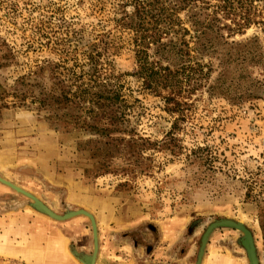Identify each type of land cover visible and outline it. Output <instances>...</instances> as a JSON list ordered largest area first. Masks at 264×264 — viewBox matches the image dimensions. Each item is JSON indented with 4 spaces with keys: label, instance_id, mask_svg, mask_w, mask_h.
Listing matches in <instances>:
<instances>
[{
    "label": "rangeland",
    "instance_id": "374dc122",
    "mask_svg": "<svg viewBox=\"0 0 264 264\" xmlns=\"http://www.w3.org/2000/svg\"><path fill=\"white\" fill-rule=\"evenodd\" d=\"M132 4L0 0V176L24 190L0 181V264H83L72 250L81 258L95 250L84 209L96 220L97 264H195L208 225L222 218L251 230L264 264V0L231 6V17L251 16L245 29L219 14L223 37L209 30V52L179 31L191 57L162 62L179 83L175 111L163 97L170 90L146 88L138 73L145 54L123 19ZM180 18L192 28L185 12ZM94 74L119 95L112 105L123 130L112 136L134 146L84 127L90 102L76 108L80 122H60L27 92L48 90L55 76L75 91ZM25 191L77 214L48 217ZM243 235L214 229L201 264H249Z\"/></svg>",
    "mask_w": 264,
    "mask_h": 264
},
{
    "label": "trees",
    "instance_id": "16d2710c",
    "mask_svg": "<svg viewBox=\"0 0 264 264\" xmlns=\"http://www.w3.org/2000/svg\"><path fill=\"white\" fill-rule=\"evenodd\" d=\"M239 0H133V10L126 12L123 19L125 24L137 32L136 39L139 38L138 46H141V52L145 58L140 63L139 75L143 78V83L146 88L158 90L160 88L169 89L167 95H164L165 102L170 106L169 110L175 111L172 105H180L181 101L177 97L175 88L179 84L176 79V72L172 69L171 63L186 61L191 57L189 42L184 37L180 38V30L184 35L190 34V37L195 41L198 49H202L201 53L211 51L212 47L205 42L211 30L212 37L220 39L221 26L218 22L221 21L219 14L224 16H232L231 6ZM209 9H212L210 12ZM185 12L191 29L181 26L182 19L180 13ZM126 16V17H125ZM237 28L245 29L249 27L251 16L245 15L243 19L238 20L236 17H231ZM264 23V21H262ZM217 24V25H216ZM229 28H232L230 25ZM238 29V30H242ZM192 31V32H191ZM154 45V55L158 58L155 62H150L147 58V48ZM89 62L92 64V70H97L96 56L90 53ZM164 61H170V64L165 66ZM200 65V64H199ZM94 73V72H91ZM76 82V79L75 81ZM36 83H30L31 87L36 86ZM76 85V83H75ZM73 91L72 84H67L61 77L55 76V81L48 90L40 91L37 94L33 88L28 89L31 93L32 102L38 103L40 109H46L53 112L52 118L57 120L68 117L69 122H80L78 113L75 112L80 102H90L92 105L89 109V118L85 116L82 120L84 127L90 128L101 136L110 137V141L117 146L120 141H124L127 146H134L137 140H125L118 136H112L114 133L122 132L119 112L113 109V103L119 100V95L112 88L111 83L106 79L101 80L98 74L91 75L90 83L81 81ZM215 86H212V89ZM20 97V101L25 102L23 92L15 94ZM5 104V103H4ZM25 104V103H24ZM8 106V105H4ZM65 107L70 108L69 112L59 111ZM144 142H150L148 139H140Z\"/></svg>",
    "mask_w": 264,
    "mask_h": 264
},
{
    "label": "bare ground",
    "instance_id": "6f19581e",
    "mask_svg": "<svg viewBox=\"0 0 264 264\" xmlns=\"http://www.w3.org/2000/svg\"><path fill=\"white\" fill-rule=\"evenodd\" d=\"M0 181L7 182L12 187L17 188V190H19V191H24L21 187L14 185L13 183H11L10 181L6 180L5 178H3L1 176H0ZM24 193H26L27 195L32 197V199L34 200V208L37 211H39L42 214H44L48 217H51L53 219H57V220H63L64 219V218H62L63 215H60V214L54 212L53 210H51L45 203H43L41 200H39L34 194H32L30 192H26V191ZM81 213H85L86 215H88L90 217L91 222H92V227H93V233H94V235H96L97 234V232H96V220H95L94 216L85 209L81 210ZM73 214H77V212H75ZM67 215H72V214H67ZM218 224H224L223 227H230L227 224H233V225H236L239 229L246 227L245 229H243L244 230L243 231L244 236L242 239V244H243V247H244L246 254H247L248 263L249 264H255V260H254L255 259V249H254V247L256 246V244H255L254 236H253L251 230L242 221L235 220L232 218H222V219H218V220L213 221L212 223H210L208 225V228L210 227L209 230H211L215 225H218ZM72 251H73V255L75 256V258L77 260L81 259L83 264H97V254L96 253L95 254L93 253L91 255H86V256H83L81 258L79 256V254H77L74 250H72ZM200 255H201V257H200ZM200 255H199V259L196 261L195 264H201L202 263L203 253H201Z\"/></svg>",
    "mask_w": 264,
    "mask_h": 264
},
{
    "label": "water",
    "instance_id": "95a60500",
    "mask_svg": "<svg viewBox=\"0 0 264 264\" xmlns=\"http://www.w3.org/2000/svg\"><path fill=\"white\" fill-rule=\"evenodd\" d=\"M68 214H72V215H63L62 216V218H64V219H66V218H69V217H71V216H73L74 214L72 213V212H70V213H68ZM217 222V221H216ZM223 225L224 224H218V225H215L211 230H209V228L208 229H206V231L204 232V234H203V236H202V240H201V249H200V252H199V255L201 254V253H203L204 254V249H205V246H206V243H207V239H208V237H209V235L212 233V231L214 230V229H216V228H219V227H223ZM228 226H230V227H233V228H236V229H239L236 225H233V224H227ZM246 228V227H245ZM245 228H241V229H239V230H241L242 232L244 231L243 229H245ZM96 232H97V229H96ZM244 236V235H243ZM242 239H243V237H242ZM242 239H241V243H242ZM94 243H95V250H94V254L96 253L97 254V250H98V238H97V234L95 235V239H94ZM243 245V244H242ZM254 249H255V264H261L260 262V259H259V257H258V253H257V247L255 246L254 247ZM199 255H198V258H197V260L199 259ZM200 257H201V255H200ZM203 257V256H202Z\"/></svg>",
    "mask_w": 264,
    "mask_h": 264
}]
</instances>
